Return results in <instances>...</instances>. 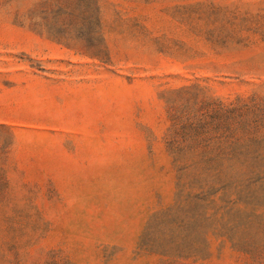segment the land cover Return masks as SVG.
Here are the masks:
<instances>
[{
	"label": "rangeland",
	"instance_id": "obj_1",
	"mask_svg": "<svg viewBox=\"0 0 264 264\" xmlns=\"http://www.w3.org/2000/svg\"><path fill=\"white\" fill-rule=\"evenodd\" d=\"M0 264H264V0H0Z\"/></svg>",
	"mask_w": 264,
	"mask_h": 264
}]
</instances>
